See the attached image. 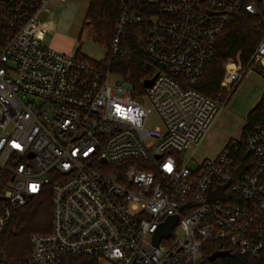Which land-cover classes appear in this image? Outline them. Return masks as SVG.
<instances>
[{
	"label": "built area",
	"instance_id": "1",
	"mask_svg": "<svg viewBox=\"0 0 264 264\" xmlns=\"http://www.w3.org/2000/svg\"><path fill=\"white\" fill-rule=\"evenodd\" d=\"M49 1L6 0L0 10V242L15 210L48 189L50 231L30 236L22 264L79 255L101 264H203L211 242L264 264V104L240 140L193 159L219 111L194 84L234 13L256 17L263 34L244 62L239 54L224 62L220 87L230 93L252 64L264 74V0H149L157 5L150 17L121 0L107 63L123 55L128 25L147 26L155 68L146 78L157 75L144 95L160 120L153 128L127 81L110 85L109 68L43 43L37 15ZM222 185V198L207 200ZM168 216L177 217L171 234L154 245Z\"/></svg>",
	"mask_w": 264,
	"mask_h": 264
},
{
	"label": "trees",
	"instance_id": "2",
	"mask_svg": "<svg viewBox=\"0 0 264 264\" xmlns=\"http://www.w3.org/2000/svg\"><path fill=\"white\" fill-rule=\"evenodd\" d=\"M125 1L142 17L156 14L157 5L153 1ZM120 2L121 0H89L81 25V31L87 29L93 40L105 45L107 50L119 13ZM6 5H8L6 0H0V10ZM148 34V28L144 24L128 25L121 40L123 55L110 63H107V53L98 61L82 53L80 47L76 48L74 56L100 69L109 68L115 71L131 85L132 95L140 94L145 90L142 85L143 79L154 67L145 50ZM262 34V23L256 17L244 11L234 13L217 39L213 59L206 64L194 87L204 95L213 97L220 90L224 62L236 54H239L244 62ZM149 64L150 68L147 67ZM263 104L264 92L248 112L245 127H249L259 119ZM51 216L52 208L48 189L31 197L25 205L15 210L0 242V255L4 257L6 264L24 263L31 252L30 236L34 233L49 232ZM205 248L207 250L202 258L203 264H259V261L249 255H233L226 254L220 249L214 250L216 247L213 242L207 243ZM59 264H101V262L96 257L79 255L66 257Z\"/></svg>",
	"mask_w": 264,
	"mask_h": 264
},
{
	"label": "rangeland",
	"instance_id": "3",
	"mask_svg": "<svg viewBox=\"0 0 264 264\" xmlns=\"http://www.w3.org/2000/svg\"><path fill=\"white\" fill-rule=\"evenodd\" d=\"M51 2L49 1L46 4L45 10L49 9ZM78 3L80 4V9H82L85 0H78ZM77 47H80L84 54L98 61L103 59L108 51L105 45L93 40L87 29H83L79 37H76ZM108 80L110 85H114L116 81H122L123 78L115 71L109 69ZM228 92L220 87V90L213 96V98L218 100L219 111L207 134L193 154V159L197 162L216 157L228 142L241 139V133L247 123L248 112L255 106L264 92V74L258 69L257 65L252 64L241 80L234 86L233 90L230 93ZM139 95L142 97V105L147 111L145 127L153 128L159 126V117L144 95V91ZM190 151H186L183 155H188ZM174 234L180 235V229L176 228Z\"/></svg>",
	"mask_w": 264,
	"mask_h": 264
},
{
	"label": "crops",
	"instance_id": "4",
	"mask_svg": "<svg viewBox=\"0 0 264 264\" xmlns=\"http://www.w3.org/2000/svg\"><path fill=\"white\" fill-rule=\"evenodd\" d=\"M50 2L49 9L45 10V5L37 15L38 20L46 27L42 37L43 43L59 52L74 55L76 37H79L81 32L89 0H85L82 9L78 0Z\"/></svg>",
	"mask_w": 264,
	"mask_h": 264
},
{
	"label": "water",
	"instance_id": "5",
	"mask_svg": "<svg viewBox=\"0 0 264 264\" xmlns=\"http://www.w3.org/2000/svg\"><path fill=\"white\" fill-rule=\"evenodd\" d=\"M148 68H150V64L147 66ZM157 75V73H155L152 77L150 78H144L142 81V85L143 87H149L151 85V83L153 82L155 76ZM130 86V84H129ZM191 169L195 168V162H191L189 164ZM245 169V165L243 163H239L238 166L235 169V172L237 174H240L243 170ZM224 188V185L220 186L218 190L216 191H210L207 194V200H213V199H217V198H222L223 194H222V190ZM176 216H168L166 217V219L157 227V229L154 231L153 236H152V243L154 245H156L158 243V241L161 238H166L168 236H170L171 234V230L173 228V226L176 223Z\"/></svg>",
	"mask_w": 264,
	"mask_h": 264
}]
</instances>
